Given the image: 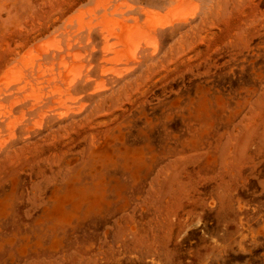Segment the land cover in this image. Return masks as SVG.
<instances>
[{
    "label": "rangeland",
    "instance_id": "rangeland-1",
    "mask_svg": "<svg viewBox=\"0 0 264 264\" xmlns=\"http://www.w3.org/2000/svg\"><path fill=\"white\" fill-rule=\"evenodd\" d=\"M88 4L0 0V74L50 36L91 76L80 111L1 122L0 264H264V0H183L196 16L110 83L100 39L64 30Z\"/></svg>",
    "mask_w": 264,
    "mask_h": 264
},
{
    "label": "bare ground",
    "instance_id": "bare-ground-1",
    "mask_svg": "<svg viewBox=\"0 0 264 264\" xmlns=\"http://www.w3.org/2000/svg\"><path fill=\"white\" fill-rule=\"evenodd\" d=\"M93 1V5L90 0V4L86 7L76 8V12H73L74 14L72 13L73 15L67 21L65 20L66 22L63 23L65 27H63L65 31L68 29L71 32V37L73 35L74 39L85 38L90 41L93 36L100 39L98 66L101 76L107 78L106 81H118L117 78L120 79L126 73H130L145 56L149 57L156 53L159 33L181 25L195 15L192 11L194 8L189 10L182 7L183 0L169 2V7L165 8L167 9L165 14L141 7L136 13L144 16L141 20H139L140 15H135L136 10L125 2ZM45 37V39L40 38L41 41L39 39L35 41L36 43H32L33 47L29 45V48L20 52L19 59H15H18V62H12V65L9 64L8 66H11L0 74V99L10 101V105L7 104L8 107L2 108L0 105V125L1 122H8L10 134L15 132L19 123L11 118L16 107L29 111L47 109L58 118H65L81 110V108L77 110L72 108L70 101L73 99V93L79 91V88L86 85L91 78L88 70L86 72L83 69L82 56L79 51L72 53L70 43L61 46L55 38ZM95 88L99 91L104 86L99 83V86ZM40 122L35 124L36 129L41 126Z\"/></svg>",
    "mask_w": 264,
    "mask_h": 264
}]
</instances>
